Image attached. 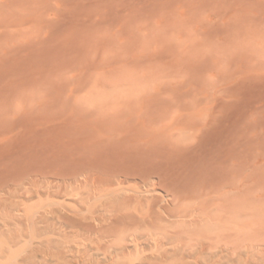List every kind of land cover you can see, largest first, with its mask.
Masks as SVG:
<instances>
[{
	"label": "rangeland",
	"instance_id": "374dc122",
	"mask_svg": "<svg viewBox=\"0 0 264 264\" xmlns=\"http://www.w3.org/2000/svg\"><path fill=\"white\" fill-rule=\"evenodd\" d=\"M0 111L162 118L170 135L164 138L178 151L175 171L192 175L187 184L195 194L171 204L172 192L161 183L155 195L168 210L190 215L172 217L165 209L153 219L144 200L145 209L130 207L132 219L166 246L201 231L210 244L198 264H264V0H0ZM41 185L17 190L29 195L46 190ZM85 187L66 203L94 190ZM43 200H24V209ZM29 222L0 226V264H135L156 250L147 235L143 247L129 241L125 252L107 258L75 249L62 256L59 245L48 244L55 235L42 232L48 222Z\"/></svg>",
	"mask_w": 264,
	"mask_h": 264
},
{
	"label": "bare ground",
	"instance_id": "6f19581e",
	"mask_svg": "<svg viewBox=\"0 0 264 264\" xmlns=\"http://www.w3.org/2000/svg\"><path fill=\"white\" fill-rule=\"evenodd\" d=\"M13 104L11 106H14ZM22 113L24 114V112L3 113L0 111L1 227L10 228L12 224L14 230L16 223L21 225L30 220L38 224L48 222L42 232L55 236L48 237L49 243H46L59 245L57 253L62 256H66L67 252L69 254V251L75 249L92 252L99 256L103 255L107 258L110 255L125 252L129 241L134 244L133 246L130 244L131 247L138 249L144 244L142 242L144 239L142 241L140 239L150 235V240L146 239L153 240L154 244H149V246L156 250L144 256L143 260H154L150 264H198L199 257L201 258L206 253L210 244L209 241L200 237L199 232L201 231H198V234L193 233L197 236L191 237L186 244L173 243L171 246H166L170 242H166L160 236L154 237L156 234L153 236L155 233L153 229L151 230L153 234H150L151 231L148 234V231L141 230L142 226L138 225L139 219V222H136L138 217L134 216V221L132 219L134 212L130 211L131 206L138 208V204L145 209L146 207H142L141 204L144 200L147 201L148 216H153V219L155 216L159 218L165 209L168 210L170 205H166L168 207L160 205L159 195H155L154 189L157 187L155 185L161 183L172 192L171 204L182 203L183 200L194 198V187L187 184L191 182L192 175L175 171L179 165L178 151L176 147L174 148L173 140L170 139L172 146L164 138L167 135L164 132L165 127L162 124L159 125L162 118L159 121L160 117L135 112H101L95 114V120L89 115L73 111H55L35 118H29ZM168 136L170 138V135ZM236 177L237 174L233 172V178H231ZM231 180L229 179V182ZM38 183H42L41 187L46 186V190L39 192V189L37 192L34 188L37 193L34 191L29 195L20 194L17 190L23 187L28 191ZM83 185H86L85 188L93 186L94 190L74 193L75 195H72L74 204L66 203L72 191ZM9 187H15L16 191H5ZM37 196L46 199L41 202V206H36L37 208L32 211L24 209L26 208L24 200H31ZM63 198L64 202L58 206V200ZM24 210L25 212H22ZM168 211L172 217L181 215L176 207ZM154 213H156L155 216ZM186 215L190 214L187 212ZM129 217L135 222H132L131 226L126 224V219ZM191 221L194 222L192 219ZM212 226L215 225L210 224L207 229L214 231L215 228ZM173 228L175 230V227ZM2 230L5 231L3 228ZM19 230L18 228L17 232ZM166 230V227L162 229L164 237L166 240L172 239L170 234H166L168 231ZM204 237L209 238L206 235ZM46 247L50 249L49 246ZM211 247L212 245L209 248ZM74 251L70 253L75 254L72 257L76 258ZM103 251L106 252L103 253ZM212 251L216 254L213 249ZM82 252L77 257L81 258ZM143 260L135 264H145Z\"/></svg>",
	"mask_w": 264,
	"mask_h": 264
}]
</instances>
